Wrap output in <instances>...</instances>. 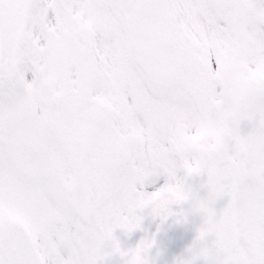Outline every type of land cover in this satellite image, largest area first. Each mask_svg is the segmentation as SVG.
<instances>
[{
  "label": "snow or ice",
  "instance_id": "obj_1",
  "mask_svg": "<svg viewBox=\"0 0 264 264\" xmlns=\"http://www.w3.org/2000/svg\"><path fill=\"white\" fill-rule=\"evenodd\" d=\"M190 216L171 264H264V0H0V264Z\"/></svg>",
  "mask_w": 264,
  "mask_h": 264
},
{
  "label": "water",
  "instance_id": "obj_2",
  "mask_svg": "<svg viewBox=\"0 0 264 264\" xmlns=\"http://www.w3.org/2000/svg\"><path fill=\"white\" fill-rule=\"evenodd\" d=\"M226 203V199H220L215 202L214 207L219 210L222 208ZM200 223V217L199 216H190L186 222L181 223L178 227L177 233L182 238V240L185 242L186 246L188 247L194 237H195V229Z\"/></svg>",
  "mask_w": 264,
  "mask_h": 264
},
{
  "label": "rangeland",
  "instance_id": "obj_3",
  "mask_svg": "<svg viewBox=\"0 0 264 264\" xmlns=\"http://www.w3.org/2000/svg\"><path fill=\"white\" fill-rule=\"evenodd\" d=\"M175 250H176V254H177L178 251H179V248L176 246V247H175Z\"/></svg>",
  "mask_w": 264,
  "mask_h": 264
}]
</instances>
